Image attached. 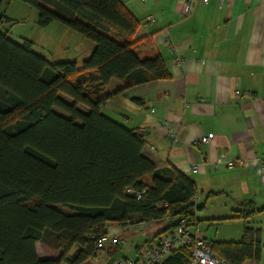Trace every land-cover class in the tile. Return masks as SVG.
Here are the masks:
<instances>
[{"label":"trees","instance_id":"trees-1","mask_svg":"<svg viewBox=\"0 0 264 264\" xmlns=\"http://www.w3.org/2000/svg\"><path fill=\"white\" fill-rule=\"evenodd\" d=\"M19 1L37 10L39 26L57 21L94 48L80 66L49 63L32 42L0 31V264H86L112 224L168 218L163 235L180 220L194 226L193 181L172 166L157 168L142 154L144 132L101 110L132 86L169 78L160 55L140 60L132 51L134 14L120 0ZM7 19L0 15V25ZM112 79L122 86L104 96ZM242 207L236 218L244 223L255 209ZM243 232L240 243L212 252L227 264L258 261L260 231L244 225ZM36 243L59 257L40 259ZM189 255L187 246L158 264H188Z\"/></svg>","mask_w":264,"mask_h":264},{"label":"crops","instance_id":"crops-1","mask_svg":"<svg viewBox=\"0 0 264 264\" xmlns=\"http://www.w3.org/2000/svg\"><path fill=\"white\" fill-rule=\"evenodd\" d=\"M120 1L138 21L132 51L140 60L160 55L169 78L128 88L102 112L144 132L142 154L157 168L172 166L196 185L192 234L210 246L236 245L251 226L260 231L261 257L242 264H264V0H197L189 15L182 0ZM121 86L111 80L104 96ZM206 134L214 138L204 146ZM248 202L255 213L243 223L237 212ZM168 225L112 224L93 263L144 258ZM39 244L40 259L59 257L45 246L40 254Z\"/></svg>","mask_w":264,"mask_h":264},{"label":"rangeland","instance_id":"rangeland-1","mask_svg":"<svg viewBox=\"0 0 264 264\" xmlns=\"http://www.w3.org/2000/svg\"><path fill=\"white\" fill-rule=\"evenodd\" d=\"M3 14L8 19L1 23L0 31L7 33L14 42L21 43L23 39L32 42V50L46 58L49 63L75 61L80 66L81 62L92 54L94 48L92 41H88L57 21L46 26H39L37 10L19 0L5 1L0 6V15ZM118 81L112 79L113 83H118ZM63 98L70 101V99ZM61 113L64 115L63 112ZM55 208L65 213H72V210L62 205H57ZM37 249L41 254L44 246L39 244ZM52 255L55 256L56 253ZM92 258L86 264H94Z\"/></svg>","mask_w":264,"mask_h":264},{"label":"built area","instance_id":"built-area-1","mask_svg":"<svg viewBox=\"0 0 264 264\" xmlns=\"http://www.w3.org/2000/svg\"><path fill=\"white\" fill-rule=\"evenodd\" d=\"M185 4V12L189 15L191 13V7L197 0H182ZM207 3L208 0H202ZM170 143L176 144L177 139L173 135H169ZM214 138V134H206V136L200 139V143L207 146ZM224 161L222 155L219 157ZM264 162V158H263ZM139 198V196H137ZM198 198L195 197L191 200V203L197 205ZM168 221V218H166ZM186 221L180 220V225L173 229V231L164 234L159 242L152 247L149 253L142 259L137 260L132 256L116 257L112 260L111 264H158L162 262V259L168 254L174 252V250L190 247V255L188 264H227L222 258H219L212 252V246L207 241L196 237L191 232V228ZM107 238H103L102 242L105 243Z\"/></svg>","mask_w":264,"mask_h":264}]
</instances>
